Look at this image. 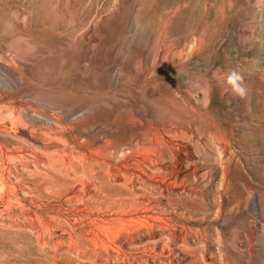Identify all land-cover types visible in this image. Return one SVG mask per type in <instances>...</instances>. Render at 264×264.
Returning a JSON list of instances; mask_svg holds the SVG:
<instances>
[{"label":"rangeland","instance_id":"obj_1","mask_svg":"<svg viewBox=\"0 0 264 264\" xmlns=\"http://www.w3.org/2000/svg\"><path fill=\"white\" fill-rule=\"evenodd\" d=\"M0 264H264V0H0Z\"/></svg>","mask_w":264,"mask_h":264},{"label":"clouds","instance_id":"obj_2","mask_svg":"<svg viewBox=\"0 0 264 264\" xmlns=\"http://www.w3.org/2000/svg\"><path fill=\"white\" fill-rule=\"evenodd\" d=\"M221 85L226 91H230L235 96L243 99L247 94V89L244 85V76L239 71H230L221 81Z\"/></svg>","mask_w":264,"mask_h":264},{"label":"bare ground","instance_id":"obj_3","mask_svg":"<svg viewBox=\"0 0 264 264\" xmlns=\"http://www.w3.org/2000/svg\"><path fill=\"white\" fill-rule=\"evenodd\" d=\"M208 24L209 23H207V21H203V20H201L199 23H198V25H196L197 26V29L199 30V31H201V32H203L204 33V31H207V30H209L210 29V26H208ZM195 27V26H194ZM210 31V30H209ZM208 31V32H209ZM202 35V34H201ZM203 39V38H202ZM202 42V41H201Z\"/></svg>","mask_w":264,"mask_h":264}]
</instances>
